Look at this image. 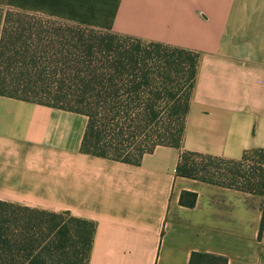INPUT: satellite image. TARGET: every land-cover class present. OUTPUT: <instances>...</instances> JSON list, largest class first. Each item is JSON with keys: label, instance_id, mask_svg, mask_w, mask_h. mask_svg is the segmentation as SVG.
Masks as SVG:
<instances>
[{"label": "crops", "instance_id": "0c3cea01", "mask_svg": "<svg viewBox=\"0 0 264 264\" xmlns=\"http://www.w3.org/2000/svg\"><path fill=\"white\" fill-rule=\"evenodd\" d=\"M8 9L198 61L181 147L157 145L138 164L82 152L84 114L0 95V201L94 223L88 264L217 262L193 253L262 264L254 193L176 167L181 151L237 161L264 150V0H0V36ZM184 191L196 195L192 207L180 204Z\"/></svg>", "mask_w": 264, "mask_h": 264}, {"label": "trees", "instance_id": "16d2710c", "mask_svg": "<svg viewBox=\"0 0 264 264\" xmlns=\"http://www.w3.org/2000/svg\"><path fill=\"white\" fill-rule=\"evenodd\" d=\"M51 22L58 24L57 28L48 26ZM97 31L103 32L8 9L0 36V95L87 116L86 131L80 147L84 153L138 164L143 154L151 152L157 145L180 148L198 55L185 49L147 41L156 48L164 47L166 52H162L163 56L159 58L161 54L158 50L155 56H151L154 52L145 54L137 49L127 50L125 44L118 42L144 40ZM181 54L190 57L182 60ZM183 64L187 67H183ZM185 70L189 83L188 94L182 102L178 101V105L171 108L170 115L182 121L176 129L167 132L169 140L164 135L153 138L147 133L157 120L153 106L155 102L151 99L150 102L146 100L142 101L143 105H137L139 113L135 114V119H140L137 127L143 132L144 139L134 150L126 153L128 147L123 144L119 134L113 141H105L94 119L119 116L123 109L126 124L131 128L136 120L131 111L133 100H130V96L142 93L157 99L158 89L161 94L168 95V84L173 81L174 74ZM71 77L76 82L69 83ZM160 82L162 85H159ZM123 94L129 100L124 99L122 102ZM250 154L263 158L264 150L246 151L237 161L181 151L176 174L197 179V163L191 162L194 157L242 163L249 160ZM244 191L254 193L252 188ZM195 196L184 191L179 202L192 207ZM93 233L94 223L68 213L46 212L0 201V264H88ZM194 257L213 258L216 264H225L224 258L208 254L193 253L192 259Z\"/></svg>", "mask_w": 264, "mask_h": 264}, {"label": "rangeland", "instance_id": "374dc122", "mask_svg": "<svg viewBox=\"0 0 264 264\" xmlns=\"http://www.w3.org/2000/svg\"><path fill=\"white\" fill-rule=\"evenodd\" d=\"M52 24H48V26H51L53 28H57L56 23L51 22ZM75 27V26H74ZM84 33H88L85 32ZM97 33H110L109 31H103ZM118 42L125 44V49L130 50L137 49L139 52L148 54L152 53L151 56L156 55V50L160 52H166L163 48H156L152 44H150L147 41H121L118 40ZM141 53V54H142ZM144 54V55H145ZM163 55L159 58H161ZM182 60H185L187 55H179ZM149 61V60H148ZM152 61V59L150 60ZM183 67H187L186 64H183ZM185 72V73H184ZM184 72H180L177 74H174L173 81L168 84L170 92L168 95L166 93L161 94V90L158 89L157 92V99H153V97L148 96V94H142L137 93L130 96V100H133L132 104L130 105L132 107V114L133 119L136 120L135 123H133V126L129 128V125L126 124V120L124 118L125 113L122 109V112H120L119 116L114 115L113 120L110 119H94L95 122L99 125L102 135L105 136L106 140H114L117 134L121 136L123 139V144L126 145L127 152H130L136 148V145L141 142L142 138L144 139L143 132L139 131L137 122L138 119H135V114L139 113L137 105H143L142 101H152L155 102L153 106H155V113L157 115V120L155 121V125L152 127L151 130H149L147 133L150 135V137H155L156 135H164L166 140H169V135L167 132L171 131L172 129H176L179 122L182 120L177 119L175 117L170 116L171 115V108L173 106L178 105L179 103L183 101V99L187 96L189 86L187 81V73L186 70ZM55 79H52L54 81ZM69 83L76 82V79L69 78ZM157 85V84H156ZM159 85H162L160 82ZM159 87V86H158ZM124 92V91H122ZM125 94L122 95L121 101L123 102L125 98ZM129 100V99H128ZM146 103V102H145ZM141 112V111H140ZM104 125V126H103ZM147 134V135H148ZM152 134V136H151ZM191 162L197 163L196 171H195V177H197V180L212 184V185H219L223 186L225 188L238 190V191H244L247 188H252L254 190L255 195V204L256 206L260 207L261 212V218L259 223V229H258V235L260 233V238L262 240V264H264V205L262 203L259 204L258 200L262 199V202L264 203V157L256 156L254 154H250L249 160L239 163V162H229V161H217V160H209V159H201L199 157L192 158ZM192 164H188V166L191 167ZM188 168V167H187ZM191 169V168H189ZM187 170V169H186ZM203 179V180H201ZM247 180V182H246ZM260 197V198H259Z\"/></svg>", "mask_w": 264, "mask_h": 264}]
</instances>
